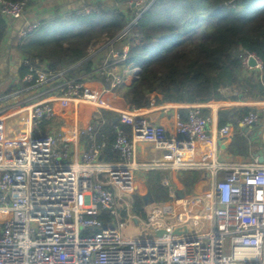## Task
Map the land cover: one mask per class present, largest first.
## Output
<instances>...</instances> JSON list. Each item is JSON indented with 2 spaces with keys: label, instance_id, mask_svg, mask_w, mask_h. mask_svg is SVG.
Segmentation results:
<instances>
[{
  "label": "built area",
  "instance_id": "2783aa9c",
  "mask_svg": "<svg viewBox=\"0 0 264 264\" xmlns=\"http://www.w3.org/2000/svg\"><path fill=\"white\" fill-rule=\"evenodd\" d=\"M27 1L0 0V14L21 19ZM146 1L152 0H134L127 7L142 13L150 4L145 6ZM91 10L86 7L84 12ZM39 23L27 21L17 39L35 31ZM250 57L256 60L254 67L248 65ZM123 59L124 55L112 53L103 66L66 78L64 72L54 74L23 57L24 85L0 96V264H264V154L261 163L252 157L243 163L183 164L181 150L191 143L215 144L232 137L230 126L217 128L200 104L187 108L184 118L175 115L168 128L134 118L128 136L114 125L111 150L118 153L117 162L101 160L106 137H97L92 122L80 132L86 147L78 160L66 133L43 132L55 116L54 106L45 98L90 105L91 121L100 117L102 97L116 96L114 89L136 73V69L124 75L114 71ZM244 65L247 70L262 69L252 55ZM95 76L109 87L98 93L87 91L85 83ZM15 110L24 111L29 123L30 132L20 138L5 132L6 116ZM127 120L120 113L119 122ZM260 122L261 111L252 110L239 125ZM138 142L166 151L170 161L139 162ZM6 151H12L9 160ZM203 169L209 173V189L202 193L199 209L194 197L177 198L178 188L164 179L168 201L148 210L144 219L133 213L130 193L135 174ZM129 227L136 231L133 236L126 234ZM156 231L164 233L157 237Z\"/></svg>",
  "mask_w": 264,
  "mask_h": 264
},
{
  "label": "trees",
  "instance_id": "16d2710c",
  "mask_svg": "<svg viewBox=\"0 0 264 264\" xmlns=\"http://www.w3.org/2000/svg\"><path fill=\"white\" fill-rule=\"evenodd\" d=\"M133 1L85 4L63 18L41 21L39 28L22 40L14 39V48L33 66L44 65L49 72L76 78L97 68L89 57L90 49L112 41L110 47L120 57L124 55L117 65L118 74L136 69L132 79L114 89L130 110L171 103L202 104L225 97L236 100L253 93L264 97V0H152L144 3L146 6L150 2L142 13L127 7ZM86 7L93 10L84 12ZM6 27L7 19L0 14V47ZM248 55L260 62V72L247 74L244 60ZM26 72L27 67L22 66L19 84ZM99 80L109 87L102 77ZM12 91L15 85L5 94ZM186 111L179 110V116L184 118ZM249 111L219 112V127L230 124L238 129L239 120ZM99 113L100 117L90 122L99 139L101 135L106 137L100 158L117 162L118 153L111 150L113 126L120 125L130 136V123L114 122L116 115L108 111ZM6 134L15 138L11 125L6 126ZM231 148L233 154L251 155V145L240 131L233 136ZM8 153L11 158L12 151ZM193 174L186 173L181 180L188 188L194 182ZM162 178L158 170L145 175L153 204L168 201ZM132 200L133 213L144 219L142 197L133 195ZM100 217L109 220L107 215Z\"/></svg>",
  "mask_w": 264,
  "mask_h": 264
},
{
  "label": "crops",
  "instance_id": "0c3cea01",
  "mask_svg": "<svg viewBox=\"0 0 264 264\" xmlns=\"http://www.w3.org/2000/svg\"><path fill=\"white\" fill-rule=\"evenodd\" d=\"M111 0H28L26 5V10L24 16L21 19L12 22H8V27H6V36L3 40L2 46L0 47V96L5 95L6 90L15 85V91L19 90L24 84H19L20 74L22 72V59L23 56L20 55L14 48L15 40L17 39L18 31L25 25L28 21H45L51 18H63L65 15L69 14L76 8L82 7L85 4H96L105 3L109 4ZM17 29V31H16ZM19 29V30H18ZM18 40V39H17ZM111 42L105 46V43H99L90 49L89 57L91 58L92 64L96 67L103 66L110 61L112 53H117L110 47ZM122 50L126 51L128 48L126 45L122 46ZM115 72H119V67L116 65L114 67ZM260 72L257 69L247 70V74ZM25 75V74H24ZM100 77L95 76L93 80L85 83V89L94 93H98L102 90L103 84L99 80ZM257 93L252 95L239 96L236 100L228 99L227 97L219 101H210L200 104L203 112L206 115L213 117L216 121V127L219 128L218 114L221 111H231V110H258L261 111V122L256 124L253 130L248 133H243L242 129L234 128L232 125L228 124L231 129L232 137L219 143L213 142H193L188 147L181 150L182 162L185 165H201L210 163L213 160L219 162H246L254 157V153L262 148L264 150V97H258ZM44 100L50 102L55 109V116L48 124L44 125V133H66L71 144L72 155L75 160L81 157L86 144L83 137L80 135L82 129H84L90 123V115L93 112V108L90 105L76 104L68 100L57 99L53 97L45 98ZM103 102L101 103L104 111L111 112L116 115L117 121L120 120V113L125 114L128 117V122L131 124L132 119L140 118L147 122L155 125L170 127L172 119L178 114L179 110H186L191 107L192 104H162L157 106H152L150 108L144 109H128L125 103L116 95L112 96L106 94L102 97ZM65 105L63 109H59V105ZM16 114V115H14ZM27 118L25 112L22 110H15V112L10 113L6 116L5 132L6 126L11 125V129L15 137H18L21 133L22 128H26L27 135L30 132L28 126ZM28 127V129H27ZM212 129H214L212 127ZM241 132L243 137L251 145V155L250 157H243V155L233 154L231 152L232 138L238 132ZM23 135V136H24ZM254 139V142L251 141ZM259 141L260 144L257 143ZM137 149V159L142 163L158 162V163H168L170 161L166 154V151L157 148L155 145L147 144L143 142H138L136 144ZM147 173V172H146ZM146 173H137L133 177V192L137 193L139 196H143L138 193L140 187H143L147 192V186L145 184ZM186 173H194L191 176H195L194 182L190 185L192 194L186 196L187 183L181 182ZM163 178L167 179L171 187L184 189L185 197H194V206L199 209L201 206L202 193L209 189V173L206 170L197 171H187V172H162ZM161 180V182H162ZM162 184V183H161ZM163 185V184H162ZM189 185V184H188ZM137 191V192H136ZM144 191V192H145ZM133 194V193H132ZM146 194V193H145ZM135 195V194H134ZM153 206L146 208L144 207V212L156 208L161 204L154 203ZM155 236V233H153Z\"/></svg>",
  "mask_w": 264,
  "mask_h": 264
},
{
  "label": "water",
  "instance_id": "95a60500",
  "mask_svg": "<svg viewBox=\"0 0 264 264\" xmlns=\"http://www.w3.org/2000/svg\"><path fill=\"white\" fill-rule=\"evenodd\" d=\"M8 21L12 22L13 19L12 18H8ZM16 31H17V29H16ZM248 65L250 67H254L256 65V60L253 57H250L249 60H248ZM134 75H135V73H134ZM115 121H117V119H114V122ZM239 127L242 129V132L246 134L250 130H253L255 125L252 124L249 127H243V126L239 125ZM251 141L254 142V139H251ZM257 143L260 144L259 141H257ZM263 154H264V150L262 148H260L259 150H257L254 153V157L257 158L259 163H261L263 161ZM175 195H176L177 198H183L184 197V189L182 187H179L178 189L175 190ZM142 199H143V202L145 203L144 204L145 206H148V205L152 204V199H151V196H150V193H149L148 190H147L146 194L142 196ZM163 233H164L163 231H156L155 232V236L160 237ZM174 233L178 234L179 231L176 230Z\"/></svg>",
  "mask_w": 264,
  "mask_h": 264
},
{
  "label": "rangeland",
  "instance_id": "374dc122",
  "mask_svg": "<svg viewBox=\"0 0 264 264\" xmlns=\"http://www.w3.org/2000/svg\"><path fill=\"white\" fill-rule=\"evenodd\" d=\"M133 3V5H134V1L132 2ZM64 106L65 105H63V104H61V105H59V109H63L64 108ZM133 185H135V186H137L136 185V183H133ZM121 190V189H120ZM145 190H144V188L143 187H140V189L138 190V193H140V194H142V195H145V193H146V191L144 192ZM137 192V191H136ZM133 193V194H132ZM132 193H130V197H131V199H132V196L135 194V195H138L137 193H134V192H132ZM186 196H190L191 194H192V191H191V189L190 188H187L186 189ZM134 233H136V231L133 229V228H131V227H129L128 229H127V231H126V234L128 235V236H133L134 235Z\"/></svg>",
  "mask_w": 264,
  "mask_h": 264
},
{
  "label": "bare ground",
  "instance_id": "6f19581e",
  "mask_svg": "<svg viewBox=\"0 0 264 264\" xmlns=\"http://www.w3.org/2000/svg\"><path fill=\"white\" fill-rule=\"evenodd\" d=\"M14 115H16V114H14ZM27 129H28V127H27ZM22 131H21V133H20V135L18 136V137H16V138H20V137H22L25 133H26V128L24 127V128H22L21 129ZM6 155V160H9L10 159V157H9V153H8V151H6V153H5ZM2 218V216H1V214H0V219Z\"/></svg>",
  "mask_w": 264,
  "mask_h": 264
}]
</instances>
